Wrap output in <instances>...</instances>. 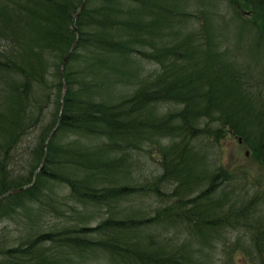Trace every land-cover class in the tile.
I'll return each instance as SVG.
<instances>
[{
    "label": "trees",
    "instance_id": "trees-1",
    "mask_svg": "<svg viewBox=\"0 0 264 264\" xmlns=\"http://www.w3.org/2000/svg\"><path fill=\"white\" fill-rule=\"evenodd\" d=\"M81 1L0 0V264H264V0Z\"/></svg>",
    "mask_w": 264,
    "mask_h": 264
},
{
    "label": "rangeland",
    "instance_id": "rangeland-1",
    "mask_svg": "<svg viewBox=\"0 0 264 264\" xmlns=\"http://www.w3.org/2000/svg\"><path fill=\"white\" fill-rule=\"evenodd\" d=\"M238 8L242 10V14L246 17L252 15L249 9H243L238 5V2L235 4ZM253 19L256 22H259L258 16H253ZM154 65L151 66L153 68ZM218 146H216V154H220V162L222 167L228 172H236L240 175H243L244 178L248 181L249 188H256V190L260 192H264V166L261 165L258 161H256L253 153L244 146L241 142L239 137L232 136L229 134H224L222 138L218 139ZM154 160V165L157 164L156 159H158V155L154 151H152V158ZM148 159L141 162V171L143 174L150 170V173L153 171L154 165H151L147 162ZM147 162V163H146ZM158 169V167H157ZM139 172V173H140ZM157 173V172H156ZM243 182V180H242ZM54 219L51 217H46L44 220L45 227L47 228L51 221ZM15 220L2 218L0 217V235L10 229L14 230L15 227ZM162 227H160L161 231ZM235 233L231 236V240H233ZM222 244L219 245L222 248ZM219 252V251H218ZM218 259H222V253L216 256ZM232 264H250L247 262L246 257L244 256L243 252L238 249L236 253L233 255V263Z\"/></svg>",
    "mask_w": 264,
    "mask_h": 264
},
{
    "label": "water",
    "instance_id": "water-1",
    "mask_svg": "<svg viewBox=\"0 0 264 264\" xmlns=\"http://www.w3.org/2000/svg\"><path fill=\"white\" fill-rule=\"evenodd\" d=\"M84 5H85V0H82L81 3H80V5H79L78 8H77L75 14H74V18L77 17L78 13H79L80 10L84 7ZM74 28H75V25H74ZM75 33L77 34V30H76V28H75ZM76 46H77V39L72 43V45H71V47H70L68 53L65 55V57L63 58V60H62V62H61V64H60V72H61V77H62V79H63V77H64V76H63V69H64V66H65V64H66V61H67V59H68L70 53L74 50V48H75ZM65 91H66V84H65V82H64V80H63V94L65 93ZM53 131H54V129H53V130L51 131V133L49 134L47 140L50 138V136H51V134L53 133ZM47 140H46V141H47ZM45 146H46V144H44V147H45ZM43 162H44V157L42 158L39 167L35 170L33 178L36 176V173H37V172L39 171V169L42 167ZM27 186H28V185H25V186H22V187H18V188H12V189L6 191L5 193L1 194V195H0V198L4 197V196H6V195H10V194H13V193L19 192V191L25 189Z\"/></svg>",
    "mask_w": 264,
    "mask_h": 264
}]
</instances>
